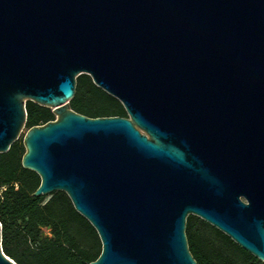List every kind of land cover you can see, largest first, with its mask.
I'll use <instances>...</instances> for the list:
<instances>
[{
    "label": "water",
    "instance_id": "obj_1",
    "mask_svg": "<svg viewBox=\"0 0 264 264\" xmlns=\"http://www.w3.org/2000/svg\"><path fill=\"white\" fill-rule=\"evenodd\" d=\"M82 73L128 116L74 111ZM26 100L55 114L22 138L32 195L67 193L89 264H199L190 214L264 261V0H0V152Z\"/></svg>",
    "mask_w": 264,
    "mask_h": 264
},
{
    "label": "trees",
    "instance_id": "obj_2",
    "mask_svg": "<svg viewBox=\"0 0 264 264\" xmlns=\"http://www.w3.org/2000/svg\"><path fill=\"white\" fill-rule=\"evenodd\" d=\"M69 105L90 117L128 116L122 103L85 73L76 76ZM25 111L27 128L55 118L52 108L31 100H26ZM24 151L22 138H17L7 151L0 152L2 251L16 264H89L101 251L95 228L74 208L65 191L32 195L40 177L22 166ZM192 218V214L187 216L185 232L199 264H264L214 226L205 224L217 239L204 235Z\"/></svg>",
    "mask_w": 264,
    "mask_h": 264
},
{
    "label": "rangeland",
    "instance_id": "obj_3",
    "mask_svg": "<svg viewBox=\"0 0 264 264\" xmlns=\"http://www.w3.org/2000/svg\"><path fill=\"white\" fill-rule=\"evenodd\" d=\"M26 130H27V127H26V125H24L18 138H20V139L23 138V135H24ZM46 198H48V196ZM192 216H193V218H192L193 222L196 223V225L201 228L204 235L209 236L212 240L217 239V237H219L215 234V232H213L209 228V227H213V225H211L210 223H208L207 221L203 220L202 218H200L196 215H192ZM205 224H207L209 227H206L207 225H205Z\"/></svg>",
    "mask_w": 264,
    "mask_h": 264
},
{
    "label": "clouds",
    "instance_id": "obj_4",
    "mask_svg": "<svg viewBox=\"0 0 264 264\" xmlns=\"http://www.w3.org/2000/svg\"><path fill=\"white\" fill-rule=\"evenodd\" d=\"M3 197H2V194H0V199H2ZM45 203H47V201H45ZM0 227H2V225H0Z\"/></svg>",
    "mask_w": 264,
    "mask_h": 264
}]
</instances>
